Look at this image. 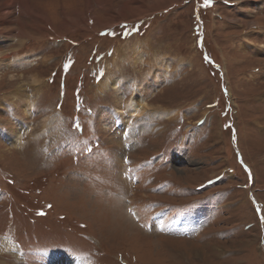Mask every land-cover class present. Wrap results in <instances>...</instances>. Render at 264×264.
Here are the masks:
<instances>
[{
    "label": "rangeland",
    "instance_id": "obj_1",
    "mask_svg": "<svg viewBox=\"0 0 264 264\" xmlns=\"http://www.w3.org/2000/svg\"><path fill=\"white\" fill-rule=\"evenodd\" d=\"M0 54V264H264V0H0Z\"/></svg>",
    "mask_w": 264,
    "mask_h": 264
},
{
    "label": "bare ground",
    "instance_id": "obj_2",
    "mask_svg": "<svg viewBox=\"0 0 264 264\" xmlns=\"http://www.w3.org/2000/svg\"><path fill=\"white\" fill-rule=\"evenodd\" d=\"M24 58H26V56L21 55V56H19L18 59H23L24 60ZM4 60L5 59H3V58L1 59V54H0V67L9 64L8 61H4ZM31 80H33V82H34V77H31ZM125 109H126L127 116H132V117L140 115L142 113V111H144V110L148 111V107H147L146 101H144V99L142 97H139V99L136 100V101H135V99L133 97H131L127 101ZM159 114L162 115L163 113L159 112ZM22 130H24V129H22ZM11 137H12L11 140L15 142L20 137V130H16ZM9 247H11V246H9Z\"/></svg>",
    "mask_w": 264,
    "mask_h": 264
},
{
    "label": "snow or ice",
    "instance_id": "obj_3",
    "mask_svg": "<svg viewBox=\"0 0 264 264\" xmlns=\"http://www.w3.org/2000/svg\"><path fill=\"white\" fill-rule=\"evenodd\" d=\"M211 0H205V6H209Z\"/></svg>",
    "mask_w": 264,
    "mask_h": 264
}]
</instances>
